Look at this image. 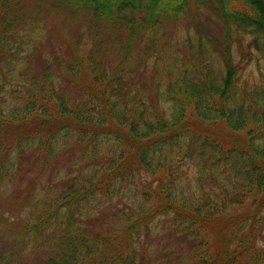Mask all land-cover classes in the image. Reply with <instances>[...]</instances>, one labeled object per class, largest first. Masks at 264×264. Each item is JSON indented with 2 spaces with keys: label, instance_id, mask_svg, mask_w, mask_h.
Instances as JSON below:
<instances>
[{
  "label": "trees",
  "instance_id": "1",
  "mask_svg": "<svg viewBox=\"0 0 264 264\" xmlns=\"http://www.w3.org/2000/svg\"><path fill=\"white\" fill-rule=\"evenodd\" d=\"M0 264H264V0H0Z\"/></svg>",
  "mask_w": 264,
  "mask_h": 264
},
{
  "label": "rangeland",
  "instance_id": "2",
  "mask_svg": "<svg viewBox=\"0 0 264 264\" xmlns=\"http://www.w3.org/2000/svg\"><path fill=\"white\" fill-rule=\"evenodd\" d=\"M67 22H68V21H64V23H67ZM74 22H75V25H76V21H71V24L74 23ZM49 27H51V28L65 27V28H69V29H71V28L75 29V28H76L75 26H69L68 24H66V25H64V26H61V25L59 24V21H58V20H54V21H52ZM58 29H59V28H58ZM127 67H129V65H128ZM140 70H141V69H140ZM146 71L149 72V69H147ZM139 72H140V71H139ZM123 201H126V197H124L123 199H121V202H123Z\"/></svg>",
  "mask_w": 264,
  "mask_h": 264
}]
</instances>
